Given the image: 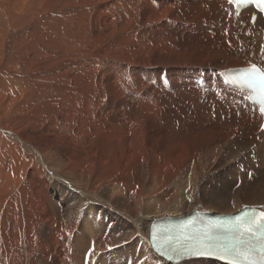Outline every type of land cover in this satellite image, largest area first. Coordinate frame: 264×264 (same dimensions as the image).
<instances>
[{
  "label": "bare ground",
  "instance_id": "bare-ground-1",
  "mask_svg": "<svg viewBox=\"0 0 264 264\" xmlns=\"http://www.w3.org/2000/svg\"><path fill=\"white\" fill-rule=\"evenodd\" d=\"M230 12L0 0V264H222L166 261L149 232L195 210L264 209L261 118L229 111L212 74L257 58L259 36L242 32L240 52Z\"/></svg>",
  "mask_w": 264,
  "mask_h": 264
},
{
  "label": "snow or ice",
  "instance_id": "snow-or-ice-1",
  "mask_svg": "<svg viewBox=\"0 0 264 264\" xmlns=\"http://www.w3.org/2000/svg\"><path fill=\"white\" fill-rule=\"evenodd\" d=\"M229 4L248 3L249 0H227ZM260 6L264 0H255ZM247 79L253 83L258 82L260 93L258 98L259 111L264 114V70L251 65L246 70ZM256 101V98H251ZM264 127V125H262ZM227 235L219 236L193 233L186 236L178 246L165 245L167 251L157 250L167 259L185 255L212 256L226 261V264H264V211L245 206L241 213L227 226ZM90 253L92 249L89 250ZM171 254H168V253Z\"/></svg>",
  "mask_w": 264,
  "mask_h": 264
},
{
  "label": "rangeland",
  "instance_id": "rangeland-1",
  "mask_svg": "<svg viewBox=\"0 0 264 264\" xmlns=\"http://www.w3.org/2000/svg\"><path fill=\"white\" fill-rule=\"evenodd\" d=\"M198 28V29H197ZM206 28V27H205ZM207 29V28H206ZM208 30V29H207ZM196 31H200L199 30V27L198 26H196V28H194V33L195 34H198L199 32H196ZM208 31H210V32H212L210 29L208 30ZM226 168H227V165H225V168L223 167V168H221L219 171H216V170H213V171H211L210 172V174H211V176H213V177H216V178H220V174H221V172L223 171V170H226ZM215 171H216V173H215ZM221 171V172H220ZM216 174V175H215ZM250 175H252L251 177H254L255 175H256V172H255V170L254 169H251L250 171H249V176ZM215 178V179H216ZM221 179V178H220ZM238 180L240 179L241 181L240 182H242V181H244V179H242V177H239V178H237ZM222 181L220 180V181H218V182H216V180H214V183H217L218 184V186H219V188H221L220 186H222L223 187V185H222V183H221ZM208 183H210V185L212 184V182H208ZM212 186H215V184H212ZM164 264V263H163Z\"/></svg>",
  "mask_w": 264,
  "mask_h": 264
}]
</instances>
